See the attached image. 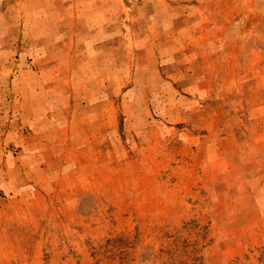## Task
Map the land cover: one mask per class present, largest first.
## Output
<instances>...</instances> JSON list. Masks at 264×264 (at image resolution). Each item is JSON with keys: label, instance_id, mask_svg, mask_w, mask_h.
I'll use <instances>...</instances> for the list:
<instances>
[{"label": "rangeland", "instance_id": "rangeland-1", "mask_svg": "<svg viewBox=\"0 0 264 264\" xmlns=\"http://www.w3.org/2000/svg\"><path fill=\"white\" fill-rule=\"evenodd\" d=\"M0 264H264V0H0Z\"/></svg>", "mask_w": 264, "mask_h": 264}]
</instances>
